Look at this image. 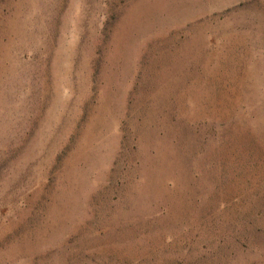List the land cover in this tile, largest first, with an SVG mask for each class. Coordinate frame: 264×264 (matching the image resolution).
Masks as SVG:
<instances>
[{
  "label": "rangeland",
  "instance_id": "374dc122",
  "mask_svg": "<svg viewBox=\"0 0 264 264\" xmlns=\"http://www.w3.org/2000/svg\"><path fill=\"white\" fill-rule=\"evenodd\" d=\"M0 264H264V0H0Z\"/></svg>",
  "mask_w": 264,
  "mask_h": 264
}]
</instances>
